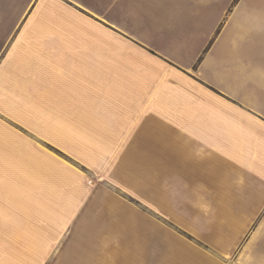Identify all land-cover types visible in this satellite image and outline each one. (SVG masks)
Instances as JSON below:
<instances>
[{"label":"crops","instance_id":"obj_1","mask_svg":"<svg viewBox=\"0 0 264 264\" xmlns=\"http://www.w3.org/2000/svg\"><path fill=\"white\" fill-rule=\"evenodd\" d=\"M0 264H264V0H0Z\"/></svg>","mask_w":264,"mask_h":264},{"label":"rangeland","instance_id":"obj_2","mask_svg":"<svg viewBox=\"0 0 264 264\" xmlns=\"http://www.w3.org/2000/svg\"><path fill=\"white\" fill-rule=\"evenodd\" d=\"M24 133H25V136H27V137H25V144L37 145L40 147L41 150L55 156L57 159H59L61 161H66L69 164L78 166L71 157H69L68 155L64 154L62 151L57 149V147L53 143H51L49 141V139L37 138L35 136L33 137L30 134V132L27 130H25ZM81 170L86 172L85 169H81ZM87 174H89L88 178L90 181L93 182V179H96V178L92 177L91 173L88 172ZM91 185L94 186V184H91ZM109 189H110L111 193L118 194L121 197L125 198L130 203V206L135 207L136 209H144L143 202L139 199V193H136L135 195H132V194L129 195L128 193L123 191L121 188H118L115 186H113V187L109 186Z\"/></svg>","mask_w":264,"mask_h":264},{"label":"snow or ice","instance_id":"obj_3","mask_svg":"<svg viewBox=\"0 0 264 264\" xmlns=\"http://www.w3.org/2000/svg\"><path fill=\"white\" fill-rule=\"evenodd\" d=\"M112 0H89V7L92 8L94 12H99L103 14L104 9L110 4ZM206 74H211L212 68L210 66L203 69Z\"/></svg>","mask_w":264,"mask_h":264}]
</instances>
